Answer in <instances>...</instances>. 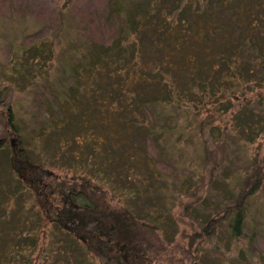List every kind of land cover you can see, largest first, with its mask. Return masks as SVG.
<instances>
[{"label": "trees", "instance_id": "trees-1", "mask_svg": "<svg viewBox=\"0 0 264 264\" xmlns=\"http://www.w3.org/2000/svg\"><path fill=\"white\" fill-rule=\"evenodd\" d=\"M100 6L87 20L89 43L74 48L40 87L46 109L27 126L31 146L23 143L10 108H0V148L13 177L3 191L5 204L15 195L32 199L28 206L15 201V209H0V219L20 220L8 219L3 233L15 236L21 223L30 252L39 225L51 223L57 231L44 233L42 226L41 236L72 238L76 252H90L98 264H152L157 257L166 264L183 262L228 213L231 233L240 234L245 202L264 184V154L252 153L233 203L210 216L202 232H189L179 257L174 247L161 245L152 224L111 202L106 184L125 188L133 168L156 178V164L169 153L167 140L185 131L190 139L200 136L207 181L231 139L264 145V0H138L127 10L121 0H102ZM43 33L39 29L31 40ZM78 130L84 141L100 144L94 167L87 163L82 173L66 177L33 157L37 140L54 136L66 142ZM90 130L96 132L92 138ZM130 157L134 163L125 166ZM205 184L201 180L184 192L182 209L197 202ZM29 255L26 261L33 264Z\"/></svg>", "mask_w": 264, "mask_h": 264}, {"label": "rangeland", "instance_id": "rangeland-1", "mask_svg": "<svg viewBox=\"0 0 264 264\" xmlns=\"http://www.w3.org/2000/svg\"><path fill=\"white\" fill-rule=\"evenodd\" d=\"M121 1L127 10L138 0ZM101 3L102 0H0V108L9 107L14 113L26 146L34 140L27 126L46 109L38 95L40 87L47 78L55 75V71L61 70L63 61L69 60L74 48L88 42L87 20L99 11ZM39 29L44 30L43 35L32 41L31 35ZM39 46L42 50L38 54L34 50ZM2 123L0 116V137L3 135ZM75 133L74 138L66 142L56 140L54 136L37 140L32 147L33 157L44 160L52 171L66 177L73 172L82 173L87 163H92L100 144L89 138L84 141L80 130ZM89 133L92 138L96 132L90 130ZM216 134L218 130L213 136ZM206 135L211 137L210 131ZM3 142L0 141V145ZM166 146L169 153L156 164V178L145 177V171L133 168L127 172L125 188L117 183L113 187L108 183L106 188L111 202L126 205L135 216L152 224L161 245L174 247L173 254L179 257L188 246L187 234L193 230L202 232L210 216L233 203L249 157L255 150L263 155L264 145H257V140L246 145L241 138L231 139L210 181L206 180L208 174L203 170L202 143L197 133L193 139L186 131L180 139L170 137ZM131 163H134L131 157L130 161L123 159L125 166ZM12 178L5 150L0 148V209H15V201L19 205L22 202L23 206L32 202L31 196H25L23 200L15 195L5 204L3 191ZM201 180L206 184L200 189L197 202L182 209L179 201L185 198L184 192ZM230 217L228 213L215 234L202 236L192 245L191 253L184 256L185 260H178L176 264H264V184L247 198L237 236L231 233ZM8 219L9 223L20 221L16 218L0 219V264H28V253L33 264H98L90 252L83 254V249L76 252L70 241L72 238L41 236L42 226L44 233L57 231L51 223L39 225L35 249L29 252L31 238L28 236L31 235L27 236L29 241L22 242L25 228L22 229L21 223L17 226L18 235L9 237L3 233ZM26 223L29 224L30 220ZM14 250L17 253L14 254ZM159 258H155L152 264H166Z\"/></svg>", "mask_w": 264, "mask_h": 264}]
</instances>
